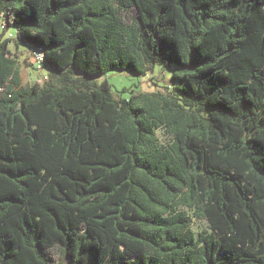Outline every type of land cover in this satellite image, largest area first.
<instances>
[{
	"label": "trees",
	"instance_id": "16d2710c",
	"mask_svg": "<svg viewBox=\"0 0 264 264\" xmlns=\"http://www.w3.org/2000/svg\"><path fill=\"white\" fill-rule=\"evenodd\" d=\"M0 12L48 70L0 38V264H264V0ZM156 63L167 91L94 79Z\"/></svg>",
	"mask_w": 264,
	"mask_h": 264
},
{
	"label": "rangeland",
	"instance_id": "374dc122",
	"mask_svg": "<svg viewBox=\"0 0 264 264\" xmlns=\"http://www.w3.org/2000/svg\"><path fill=\"white\" fill-rule=\"evenodd\" d=\"M16 26H8L4 28L0 24V38H8L10 35L16 37ZM21 48L24 49V55L26 54L27 45L25 42H20ZM10 48L13 54L19 59L16 50L13 48V41H10ZM19 62V68L23 74L24 83L31 82L36 79L39 72L33 65L26 64L25 62ZM47 73L48 70H45ZM172 68H167L160 63H156L153 68L149 69L146 74L136 73L130 69H113L108 71L104 75L96 76L98 82H102L107 79L110 83L113 91L116 95L125 98L130 97L133 91H167L171 84ZM160 133V132H159ZM206 224L203 221L195 220L193 228L197 231L204 227Z\"/></svg>",
	"mask_w": 264,
	"mask_h": 264
},
{
	"label": "built area",
	"instance_id": "2783aa9c",
	"mask_svg": "<svg viewBox=\"0 0 264 264\" xmlns=\"http://www.w3.org/2000/svg\"><path fill=\"white\" fill-rule=\"evenodd\" d=\"M0 24L4 27H8L7 18L4 13L0 12ZM11 36V35H10ZM12 41L16 42V37L12 38ZM15 39V40H14ZM25 57L27 61L33 65L36 70L39 72V75L34 80L36 83H43L48 79V73L45 72L46 68V62H45V51L41 47H37L34 44H29V46L26 49Z\"/></svg>",
	"mask_w": 264,
	"mask_h": 264
},
{
	"label": "crops",
	"instance_id": "0c3cea01",
	"mask_svg": "<svg viewBox=\"0 0 264 264\" xmlns=\"http://www.w3.org/2000/svg\"><path fill=\"white\" fill-rule=\"evenodd\" d=\"M17 32V31H16ZM10 37H12V38H14L13 36H9V38ZM15 40V39H14ZM17 40V39H16ZM15 40V41H16ZM13 48L16 50V52H17V54H18V56H19V61L22 63V62H25L26 64H28V61H27V59H26V57H25V55H24V49L23 48H21V45H20V43H16V42H14L13 41ZM22 74V73H21ZM22 78H23V81L25 82V80H24V77H23V74H22Z\"/></svg>",
	"mask_w": 264,
	"mask_h": 264
}]
</instances>
